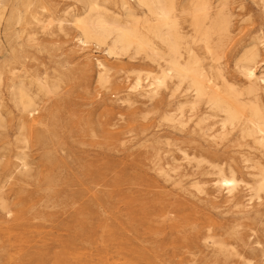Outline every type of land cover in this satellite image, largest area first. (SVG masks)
<instances>
[{
	"label": "rangeland",
	"instance_id": "rangeland-1",
	"mask_svg": "<svg viewBox=\"0 0 264 264\" xmlns=\"http://www.w3.org/2000/svg\"><path fill=\"white\" fill-rule=\"evenodd\" d=\"M98 3L110 14L123 12L120 0ZM226 7L234 12L232 35L245 39L249 33L257 32L260 47H264V13L255 0H227ZM13 10L26 23L10 20L11 31L36 33L46 40L50 37L48 31L54 32L50 39L52 49L36 53L33 66H27L28 77L24 78L25 72L15 65L20 79L35 82L39 78L53 90L36 99L37 111L32 123L28 121L30 131H25L27 145L17 141L19 113L6 92H2L6 106H1V114L6 131L3 130V137L0 135V172L6 164L14 165L16 151L23 150L27 152L26 161L32 163L30 173L35 175L28 177L31 180L27 182L0 175V202L11 212L7 214L0 207V264H219L208 258L217 248L211 240L191 242L195 226L201 233H220L224 229L223 238L219 239L230 242L224 243V248L230 251L236 247L226 253L228 257L224 256L226 264H264V193L255 196L249 191L258 166L264 165V147L248 137L238 139L237 131L220 140L217 127L210 131L215 132L212 140L191 133L198 115L204 111L203 105L196 114L185 107L183 126L167 121L165 116L173 113L176 102L185 96L183 87L170 97L173 83L169 82L155 94L146 95L152 81L147 74L157 72L155 64L140 55L111 56L103 46L79 44L71 19L80 15L82 9L75 0H12L1 15V32ZM178 20L181 29L187 27L188 21ZM193 49L197 55L202 51L199 57L207 66L209 59L203 48L195 44ZM97 60L109 68L103 82L97 79L102 70ZM1 71L5 82L10 74L6 66ZM138 76L140 88L134 90ZM210 122L206 120L207 125ZM34 132L41 134V140L35 138ZM219 165L225 175H229L232 166L240 180L235 191L240 206L226 201L225 189H215ZM17 198L24 200L25 205L15 206ZM175 205L178 212L161 216L162 210ZM141 209L157 214L156 220L143 213L134 218L133 211ZM20 215L22 219H15ZM218 227L222 229L219 231ZM170 232L176 237L169 239ZM242 236L246 245L236 240Z\"/></svg>",
	"mask_w": 264,
	"mask_h": 264
},
{
	"label": "bare ground",
	"instance_id": "bare-ground-1",
	"mask_svg": "<svg viewBox=\"0 0 264 264\" xmlns=\"http://www.w3.org/2000/svg\"><path fill=\"white\" fill-rule=\"evenodd\" d=\"M11 1L12 0H0V18L6 5ZM75 1L80 4L82 9V13L80 15L75 16L74 19L72 17L71 19V23L77 30L75 37L79 44L85 46L88 43H93L95 46H103L104 51L111 56L128 54L130 58H135L140 55L155 64L157 72L153 71V74H147V78L152 77V81L149 82L151 89H148L149 92L147 91L146 95L148 93L149 95L155 94L158 88H161V86L167 87L169 82L173 83L172 91L169 93L170 97L173 96L174 92L179 87H183L185 96L183 97V100L176 102L174 112L172 113V111H170L171 114L165 116L167 121H176L179 125L183 126L186 122H184L185 120L182 121L181 117L183 116L185 107L189 106V109L196 114L199 107L203 105L204 111H201L198 115L197 121L190 129L191 133H195L201 138L210 137L212 140L215 137L214 133L219 132V139L224 140L228 134L233 131H237L238 139H246L248 137L251 138V140L257 145L264 147V68H262V64H264V57H262L264 56V51L262 50H264V47H260L261 42L258 40L261 37L257 32L253 33V35L249 33V37L245 39H236V36L232 35L233 32L230 27L232 16H234L232 14L234 12L231 13L227 9V0H182L179 3L175 0H131L132 3L129 0H120V7L123 11L122 14H114L115 12L110 14L111 12H106L105 9L99 5L100 2L98 3V0ZM255 3L259 6L261 12L264 13V0H255ZM24 4L25 8L28 7V1ZM33 18L36 19L34 16ZM178 18L188 21V30L184 31V28L186 29L187 27H184L183 29L180 28L181 26ZM10 20H13L14 23H23V25L26 23L24 17L17 14L16 10H13L9 14L8 21L3 25L2 32L0 31V135L3 137L4 135L2 132H4L3 130L6 131L3 121L4 118L2 119L1 114V106H6L5 103L2 102L3 98L1 97L3 95L2 92L5 91L8 99L12 102L13 106L19 113L16 122V131L18 132L17 141L18 143L21 142L25 144L27 142L25 131L28 123H32L31 118L37 111L36 99L39 94L52 93L53 88L45 80H40L39 78H35V82H25L24 79H20L22 76H19L16 73L15 65H19L20 69L25 72L24 78L28 77L30 75V71L27 66L30 64L33 66V61L37 60L36 53L41 50L52 49V42H50V39L54 32L49 33L47 30L48 35L50 36L47 40L44 38L40 39L36 36V33L24 34L23 32H13L10 30ZM181 22L183 23V21ZM44 28L45 26L43 29ZM59 30L63 31L62 28ZM195 44L200 45V47H202L206 52L207 55L205 53L204 55L208 56L207 58L209 59V61L207 59V66L205 65V62L204 64L202 63L200 59L201 56L199 57L202 51L200 50L201 52L198 53L199 55H197L196 51H194L193 45L195 46ZM97 65L102 69L98 72L97 79L98 81L103 82V80L108 77L109 68L98 60ZM3 66L7 67V72L10 74V76L6 78L5 82H3L4 80L1 71ZM18 71L20 72V70ZM32 78L34 79V77ZM139 80L140 77L138 76L135 84L132 86V89L135 90L140 88ZM32 85L35 86V90L32 89ZM175 111L177 114H175ZM208 119H210L211 122L207 125L206 120ZM215 127H217L215 132H210ZM27 130L30 131L29 129ZM28 134H31V132H28ZM34 134L37 140H41V134L39 135V132H34ZM29 136L27 135V138ZM24 147L22 146V148ZM16 152L15 158L17 159V162H15L14 165H12L13 163L6 164L5 167H3V171L1 170L0 175L4 174L5 176H11L13 179H16L15 181L27 182L26 180L29 179L31 175H35L30 173L31 168L29 165H32V163L30 164L26 161V158H28L26 157L27 152L25 153L23 150L19 152L17 150ZM155 155L156 154L153 156ZM28 156L30 155L28 154ZM159 158L160 157H158V160ZM211 163H213V161ZM50 164L51 163H49V165ZM231 167H229L228 170L229 175H225L224 168L219 165L217 172L220 177L218 176L219 178L213 185L217 190L221 188L225 189L227 193L225 196V199H227L226 201L231 202L236 207L237 205L240 206L242 204L239 196L235 193L240 180L235 177L234 169ZM159 171H161V168ZM255 173L257 177L252 179L249 191H251L250 193L253 192L256 196L261 192L264 193V165L261 164V166H258V170ZM166 175H164V177ZM23 201L24 200L18 199L15 202V206H19L23 203L25 205V202ZM0 207L5 213H11L10 209H8V206L4 202H0ZM174 212H178L177 205L173 206L171 209L162 210L160 214L161 216L167 217L170 213L172 214ZM140 213H143L145 217H149L150 220H156L154 216L157 214L150 212V214H148L145 209L133 211V217H137ZM15 219H22L21 215L19 217H15ZM169 225L177 229V226L174 224ZM220 228L219 231L222 229ZM193 229H195V232L194 238H191V242L194 243L196 239L198 240L200 238L205 242L211 240V243L216 245L217 248H214V252L208 256L209 260L211 259L215 263L219 264H226L227 261H225L224 256L228 257L229 255H226V253H232L236 247H232L233 250L230 249V251H228L227 248H224V243H230L227 240V242H223L224 240L222 241L219 239L223 236L224 231L222 230L224 229H222L220 233L214 231L209 232V230L206 232L204 231L205 233H201L197 230L198 228L196 229V226L195 228L193 227ZM137 232L139 233V231ZM168 237L169 239H173L176 237V233L170 232ZM234 237L236 238V234ZM236 240L243 241V236L242 238L238 237ZM233 254H235V252ZM231 261L232 260H230V262ZM168 263L171 262L168 261Z\"/></svg>",
	"mask_w": 264,
	"mask_h": 264
}]
</instances>
